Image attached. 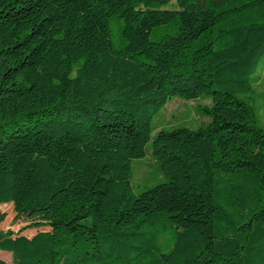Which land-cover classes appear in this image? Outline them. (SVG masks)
<instances>
[{
    "label": "trees",
    "instance_id": "16d2710c",
    "mask_svg": "<svg viewBox=\"0 0 264 264\" xmlns=\"http://www.w3.org/2000/svg\"><path fill=\"white\" fill-rule=\"evenodd\" d=\"M263 59L264 0H0V205L30 220L19 231L37 230H0L12 256L0 264H58L59 233L100 236L120 250L114 264H141L168 229L173 246L155 264H264V209L237 225L225 206L236 191L246 208L254 196L234 184L223 203L216 191L220 173L241 172L264 190V129L237 97ZM201 96L210 123L157 132L151 154L168 180L134 194L131 160L153 118ZM128 240L148 246L130 257Z\"/></svg>",
    "mask_w": 264,
    "mask_h": 264
},
{
    "label": "rangeland",
    "instance_id": "374dc122",
    "mask_svg": "<svg viewBox=\"0 0 264 264\" xmlns=\"http://www.w3.org/2000/svg\"><path fill=\"white\" fill-rule=\"evenodd\" d=\"M110 29V39L115 49L120 50L124 46L122 39L123 21L117 14L110 16L108 21ZM175 27L172 25L161 26L155 28L150 34L152 41H157L164 34L172 35ZM255 79L251 92L243 95H238V99L246 101L255 111L257 125L264 129V59L260 62L255 73ZM211 100L207 96H201L193 100H184L178 97L169 100L159 113L153 118L151 123V137L145 146V156L141 159L131 160L130 185L134 194L142 193L158 184L167 182V177L160 170L157 160L151 154V142L154 136L160 130L173 131L180 128L196 130L207 126L211 121V116L206 113L207 109L211 108ZM222 178H218L216 191L219 189L222 192V197L227 198L228 192L232 185H243V193H248L253 197V203L249 200V205L241 206L237 199V192L234 193V205H226L225 209L238 225L248 223L253 215L259 214L260 209H264V190L248 177L245 172L241 173H220ZM222 180V182H220ZM223 200V203L227 201ZM256 203V204H255ZM257 205V206H255ZM2 206V207H1ZM0 213L5 214V220L0 224V230L12 232L23 229L30 223L23 217L14 219L15 213L11 203L0 205ZM256 223V221H254ZM25 230V229H24ZM40 230H47L46 227H41ZM23 231V230H22ZM60 239L57 245L58 264H93L98 261H104L108 264L117 263L120 259V250L110 249L108 243H105L102 237L96 239L91 238L89 233L79 235L78 238L73 234L59 233ZM106 240V239H105ZM123 241V239H121ZM174 233L171 229L163 232L157 240L150 242V249L145 257L141 258V264H155L159 253L168 252L174 243ZM125 243L126 247L122 250L134 256L137 252L147 248V244L128 240ZM99 244V247H98ZM139 247L140 249H136ZM0 258L4 261H11L12 256L8 252L0 251Z\"/></svg>",
    "mask_w": 264,
    "mask_h": 264
},
{
    "label": "crops",
    "instance_id": "0c3cea01",
    "mask_svg": "<svg viewBox=\"0 0 264 264\" xmlns=\"http://www.w3.org/2000/svg\"><path fill=\"white\" fill-rule=\"evenodd\" d=\"M2 207V206H1ZM36 229H25V230H23V231H20L19 232V234H21V235H25V236H27V237H32L35 233H36ZM15 234L17 233V230L15 231H13ZM1 259V258H0ZM4 261V260H3ZM6 262V261H5ZM11 262V261H10ZM9 261H7V263H10Z\"/></svg>",
    "mask_w": 264,
    "mask_h": 264
}]
</instances>
